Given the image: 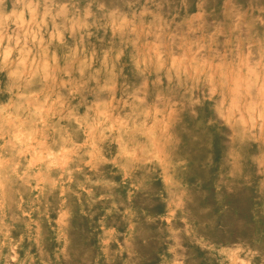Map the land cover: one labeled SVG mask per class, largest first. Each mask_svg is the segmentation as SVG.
<instances>
[{
  "label": "rangeland",
  "instance_id": "1",
  "mask_svg": "<svg viewBox=\"0 0 264 264\" xmlns=\"http://www.w3.org/2000/svg\"><path fill=\"white\" fill-rule=\"evenodd\" d=\"M0 264H264V0H0Z\"/></svg>",
  "mask_w": 264,
  "mask_h": 264
},
{
  "label": "bare ground",
  "instance_id": "2",
  "mask_svg": "<svg viewBox=\"0 0 264 264\" xmlns=\"http://www.w3.org/2000/svg\"><path fill=\"white\" fill-rule=\"evenodd\" d=\"M244 59H245V61H247V59H252L251 57V53H244ZM18 64H20V62L18 63ZM22 66H23V64H22ZM48 68V67H47ZM25 68H23V70H24ZM211 70V69H210ZM22 71V70H21ZM48 74V73H47ZM49 76V75H48ZM47 76V77H48ZM231 77H232V74H230L229 75V82L231 81ZM241 76H240V74H237L236 76H234V78H233V82H230V83H235L237 86H240V85H242L243 83H244V81H242L241 79ZM46 79H48V78H46ZM27 97V96H26ZM25 97V98H26ZM25 98H23L24 100H25ZM18 104H19V101H18ZM20 105V104H19ZM23 105V104H22ZM61 105V104H60ZM17 110V109H16ZM39 112H41V111H39ZM229 117H231V116H229ZM17 118V117H16ZM30 123H33V122H31L30 121ZM18 131V130H17ZM20 131V130H19ZM48 156V155H47ZM49 158V157H48Z\"/></svg>",
  "mask_w": 264,
  "mask_h": 264
}]
</instances>
